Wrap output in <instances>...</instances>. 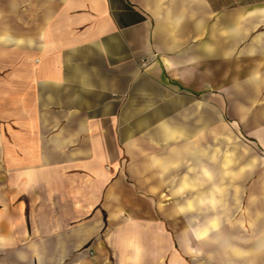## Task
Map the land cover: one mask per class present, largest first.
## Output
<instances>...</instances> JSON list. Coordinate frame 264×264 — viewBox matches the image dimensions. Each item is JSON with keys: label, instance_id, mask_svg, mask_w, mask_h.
<instances>
[{"label": "crops", "instance_id": "0c3cea01", "mask_svg": "<svg viewBox=\"0 0 264 264\" xmlns=\"http://www.w3.org/2000/svg\"><path fill=\"white\" fill-rule=\"evenodd\" d=\"M0 151V264H264V0H0Z\"/></svg>", "mask_w": 264, "mask_h": 264}, {"label": "rangeland", "instance_id": "374dc122", "mask_svg": "<svg viewBox=\"0 0 264 264\" xmlns=\"http://www.w3.org/2000/svg\"><path fill=\"white\" fill-rule=\"evenodd\" d=\"M5 109V108H4ZM11 152L10 151H0V162H11L10 161ZM25 158V154L23 151L19 152V162H22Z\"/></svg>", "mask_w": 264, "mask_h": 264}]
</instances>
